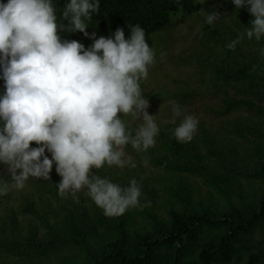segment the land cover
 Wrapping results in <instances>:
<instances>
[{"label":"trees","instance_id":"obj_1","mask_svg":"<svg viewBox=\"0 0 264 264\" xmlns=\"http://www.w3.org/2000/svg\"><path fill=\"white\" fill-rule=\"evenodd\" d=\"M53 3L59 17L65 0ZM201 7L221 17L206 25ZM181 12L190 19L186 33L160 43L172 50V66L193 69L172 77L180 81L177 90L167 88L186 114L199 119L193 139H175L167 106L156 121L155 146L146 153L127 146L135 169L92 170L122 186L135 178L141 204L150 206L110 217L86 188L76 198L61 197L54 164L50 179L30 177L23 189L0 196V264H264V38L226 47L250 25V13L236 10L231 0H100L86 31L109 36L121 27L127 38L126 26L138 23L154 49L152 35ZM61 38L92 43L79 31ZM151 86L157 91L161 85ZM126 125L133 133L138 128ZM0 180L10 182L3 165Z\"/></svg>","mask_w":264,"mask_h":264},{"label":"clouds","instance_id":"obj_2","mask_svg":"<svg viewBox=\"0 0 264 264\" xmlns=\"http://www.w3.org/2000/svg\"><path fill=\"white\" fill-rule=\"evenodd\" d=\"M206 0H197L204 5ZM246 8L252 19L226 44L230 50L244 40L264 38V0H231ZM201 12L206 25L221 14ZM100 11V0H65L59 17L53 0H0V165L10 182L0 180V196L23 189L30 177H61L58 195L67 197L87 189V196L106 216H120L141 204L135 178L127 186L102 177L93 169L105 165L121 170L138 165L127 151L146 153L156 144L160 128L147 111L141 82L149 76L156 52L140 24L117 27L109 36L89 33L87 21ZM66 22V23H65ZM79 31L92 43L62 39V32ZM264 57V47L259 49ZM178 142H190L199 119L170 100ZM141 121L133 133L121 118ZM33 142L37 145L32 147ZM46 151L50 155H46ZM140 163L149 166L147 157Z\"/></svg>","mask_w":264,"mask_h":264},{"label":"rangeland","instance_id":"obj_3","mask_svg":"<svg viewBox=\"0 0 264 264\" xmlns=\"http://www.w3.org/2000/svg\"><path fill=\"white\" fill-rule=\"evenodd\" d=\"M189 22V17L182 14V12L177 13L176 15L172 16L170 22L166 24L165 29L160 30L159 32H156L152 35L154 41V50L159 54H156L154 64L149 67V76L146 80L141 82V85L144 96L145 98H148L149 101V107L147 111L148 113H153V115L156 114V121H161L162 116L165 113L164 108L170 106L168 103L170 100H174L173 95H169L167 88L171 91H174L178 89L177 86L180 84V81L175 82L172 77H183L188 73H193L192 67L190 68L188 66H180L176 68L172 66L169 61L170 52L172 50H169V48H163L160 41L162 38H165L169 41L173 36H179L180 33V35L185 34ZM180 45V42L174 45V51H177ZM159 50L161 51L159 52ZM149 85L161 86L157 91H154L152 86L149 87ZM147 93L150 95V97H146L148 96ZM161 95L164 97L160 98ZM185 101L189 102L191 105H197V101L190 99V97L185 98ZM121 118L125 123L129 122L135 124V126H139L141 123L139 119H135L131 115H122Z\"/></svg>","mask_w":264,"mask_h":264}]
</instances>
